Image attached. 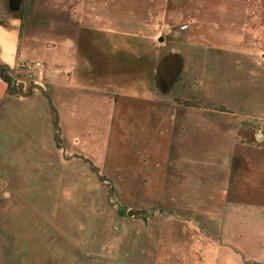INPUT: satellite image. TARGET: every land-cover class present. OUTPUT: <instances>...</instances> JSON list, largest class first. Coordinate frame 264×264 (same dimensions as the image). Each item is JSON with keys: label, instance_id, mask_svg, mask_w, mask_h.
<instances>
[{"label": "rangeland", "instance_id": "rangeland-1", "mask_svg": "<svg viewBox=\"0 0 264 264\" xmlns=\"http://www.w3.org/2000/svg\"><path fill=\"white\" fill-rule=\"evenodd\" d=\"M145 1L130 0L132 9L142 13ZM116 2L121 9L128 0ZM166 2L160 22L138 19L120 27L126 7L110 18L112 29L84 26L77 45L56 24L36 29L28 23L24 29L20 65L41 60L64 85L65 75L76 78L63 110L35 89L37 94L19 100L16 84L25 82V92L33 82L21 68L11 75L14 87L0 114V264H253L251 258L264 253V200L234 202L219 191L225 175L242 167L249 179L258 175L264 184V65L254 53L226 44L235 31L229 20L219 26L224 15L235 13L226 0ZM33 5L25 1L22 19ZM65 6L70 5L55 9L57 24L73 17ZM174 15H191V26L198 23L188 50L191 68L175 82L181 60L172 69L164 62L155 83L156 59L177 51L187 55L182 45L160 47L167 35L162 28L176 23ZM256 27L245 25V43L250 30L256 39L247 44H262L264 27L260 21ZM155 30L158 35H152ZM46 74L43 65L42 88ZM160 86L169 92L162 94ZM100 92L114 102L110 109L98 101ZM124 107L163 113L151 121L153 127L148 116L141 128L134 122L110 125L102 115ZM145 128L150 143L136 148ZM246 128L256 130L245 133ZM219 130L234 132L241 156L221 143ZM107 140L114 146L104 147ZM145 174L164 177L162 195L140 194ZM209 181L217 192L205 190ZM258 192L263 197L264 189Z\"/></svg>", "mask_w": 264, "mask_h": 264}, {"label": "crops", "instance_id": "crops-1", "mask_svg": "<svg viewBox=\"0 0 264 264\" xmlns=\"http://www.w3.org/2000/svg\"><path fill=\"white\" fill-rule=\"evenodd\" d=\"M18 1H20V4L18 3ZM53 1L54 0L52 1L51 0H33L34 5H33L31 14H29L24 19H22L21 12L23 10V5H24L23 0H0V64L8 68L9 75H13L19 72V68L21 66L20 65L21 53L23 50L22 43L24 40L22 33L24 29L26 28V26L28 27V23L29 25L31 24L36 29H45V28H48L49 25L55 26V24H56L55 27L57 29L61 28L62 26L61 29L64 30L62 32L75 36L74 41L77 45L79 35H82V36L85 35L83 31V29L85 28L84 26L91 27V29L98 30V31L100 30L105 31V30L112 29V27H110V23H111L110 18L112 17L114 18V14L116 10L123 11L126 9V7H130V9H128L129 13L127 15L123 14L121 18L118 17V20L120 21L118 22V26L125 28L127 24L131 25L133 20L137 21L138 19H145V22H142L144 24H148L149 22H154V21L160 22V19H161L160 17H162V15L165 13L164 4L167 3L166 2L167 0L165 1L164 0L145 1L146 6L144 7V11L140 13L139 10L132 9L130 0H128V2L125 3V6L123 8L121 7V9L120 7L116 8V4H117L116 0H55L54 2L58 3L57 4L58 6L60 4L70 5L69 8H67L68 6L67 7L65 6L64 8L65 9L67 8V10L72 13L70 14L73 15V17H71L70 20L68 18H63L60 20L59 24H57V22L54 20L57 17L58 10H55V9H57L58 6L55 7V9L51 8V3ZM205 1H208V0H205ZM212 1H215V0H212ZM12 2L17 3V4H14L15 6L19 4V10L13 11L10 8V4ZM158 3H160L159 6H157ZM226 3L229 4L232 7V10L235 12V13L232 12L234 17L229 16V14H232L231 12H229L228 15H224L226 17V21L219 25L220 28H223L226 22L229 20V26L232 28H235L234 32H231L230 34H228V37L226 36L227 38L226 44H229L230 46L229 48L236 50V51H241V52L246 51V52L254 53L257 56L256 61L259 63V65L260 64L264 65L263 63L264 62V41L262 42L263 45L259 44L255 46L256 43L252 45L247 44L249 40L253 38L256 39L255 36L251 34L249 28H248L249 33L246 32V34L248 35V38H247L248 42L245 43V38H243L245 25L247 27L252 25V27L255 29L256 25L258 27V23L260 21L261 27H264V0H226ZM142 4L144 5V1L142 2ZM155 7H157V9H155ZM210 10L211 8L209 9V11ZM227 10L229 9L227 8ZM225 12L228 13V11H225ZM172 19L176 21V23H174L172 26L167 25V27L165 26L164 28H162V31H166L165 32L167 34L166 36H168L169 38L167 40L165 39L166 36L162 38L163 43L160 45V47L163 45H166L167 44L166 42H171L172 45L175 47L177 45H182V47L186 48L187 55L184 54L185 56H183L182 51H181L182 53L180 51H177L173 54L167 53L168 55H163L162 57L160 56L159 60L156 59L154 62V65H155L154 75L157 80L155 81V83L156 82L158 83V81L160 80L158 68L164 62H166L167 68L172 69V67L175 66V62H177L179 59L181 60V64L180 65L177 64L178 71H176L174 75L175 82L181 83L182 81L181 79L183 78V76L181 75L185 71L184 68H187V66L191 68V55H188V50L191 52V40H195L193 38V34L195 33V29L198 27V23L194 22L192 24L193 26H191V15L189 18H186V19L184 18V20L176 19L174 15ZM184 21H188V23H186L188 26H186L185 28H181L182 26L185 25ZM159 22H158V26H159ZM259 27H260V24H259ZM170 28L172 29L171 33H170ZM158 31L159 30L152 31V32H156V33H153L152 35H155V34L158 35L159 34ZM56 34L58 35L59 33H56ZM207 42H209V40H207ZM50 47L51 48L55 47L56 49V45L54 46V44H51ZM161 53H163V51H161ZM38 61H41V60H38ZM59 61H64V60L61 59ZM186 61H189L188 65ZM41 62L43 63L45 67V71L47 73L46 79L48 80V83L46 82L45 84L46 87L44 86L43 93H40V94L47 93L50 97L54 98V100L52 99L53 101L58 100L60 105L63 107V110L65 109V107L66 109L69 108L67 102H68L69 95H71V92L73 90V87H70V86L75 85L74 80L76 76H74V74L72 73L69 75H65L66 80L64 81L68 82V85H64L62 82L53 78V75L50 73L48 64L45 63L44 61H41ZM240 63L241 62H237V64H240ZM78 64L79 63H76V65L73 64L72 66H70V69L72 70L74 67L78 68ZM157 85L158 84H156V86ZM160 87H161L160 88L161 91L160 90L159 91L162 94L166 95L169 92L168 90L163 89L162 86ZM77 89L79 88H76L77 93L87 94L86 93L87 91H83V93L79 91V90H83V88L79 90ZM31 92L33 93H30L27 97L31 96L32 94H37V93H34L35 92L34 90ZM88 93H92V92H88ZM97 94L99 95L98 101H100L103 106L105 105L107 109L108 108L110 109V107L113 106L114 102H111V97L107 98L101 92ZM8 96L9 94L7 91V84L0 78V114L1 115L4 111L3 110L4 107H2L1 105L3 101L7 99ZM27 97H24V98H27ZM17 98H20L19 100L21 99L25 100L21 96H18ZM63 101H66V103H64ZM154 112H156L155 115H154ZM118 113L120 116L123 115L124 118H118L117 116ZM131 113H134L139 118L133 121L131 118L132 116ZM162 113H163V110H160L158 112L157 109H149L148 107H145V108L136 107L134 109L132 107H129L127 109L124 107L121 109L110 111L108 114L103 113L102 115L105 116L106 121L110 125L115 124L117 122L119 125L121 123L122 124L125 123L129 125L130 127L132 123L134 122V124L136 125L140 124V128H141L142 127L141 125L145 122L148 116L151 117L149 121L150 122L149 126L153 127V124H151L152 123L151 121L154 119L153 121L155 122L156 119H158L160 115H162ZM64 115L65 117L67 116L66 114L60 115L59 119H60L61 124L62 122H64L62 119ZM110 117H111V120H109ZM184 117L187 118V121L191 120V107H190V110H188L187 115L185 114ZM70 121L72 122L73 120L71 119ZM99 124H100V121L99 123H97V125ZM147 128H145V133L142 129L144 137L143 139L138 140L137 142L138 146H136V148L147 147L149 145L150 143L149 140L151 139L145 138L146 134H148L146 133ZM240 130L241 129H237V127L234 128V132L236 131L238 133L240 132ZM255 130L256 128L243 129L245 133L247 132L251 133ZM217 132H219L218 138L221 140V143L224 142V144L230 145L231 153L233 152L235 148L236 149L235 152L241 156L239 147L233 146L236 143V140H234L233 134H232L234 132H224V130H219ZM206 137L208 139L211 138V136L209 135H207ZM112 145L114 146V144ZM112 145L107 140V143L104 145V147H108ZM256 167L258 168V166ZM239 170L237 169L236 171L231 172V174L225 175V179L224 178L222 179L221 187L219 190L220 193H222L223 195H226L229 200H233L234 202L238 201L240 203H251V204L257 203V201H251L249 199L248 200L244 199V198H248L249 196H251L252 198H259L260 199L259 201L264 200V192H261V195L263 197L257 196V194L259 193L258 191L264 189V184L258 180L259 179L258 175H255L256 179L255 178L249 179L248 174H246L248 171L247 169L243 170V167H242ZM253 172L250 171V174ZM141 180L146 181L143 183V187L138 189L142 196L144 194H149V193L151 195H159V196L163 194V190L165 189L164 183H163L164 181L163 176L161 177V175H158L155 178L153 176H149L148 174H145ZM204 188L205 190H210L212 193H214L213 190L218 189V187L212 184V182L210 181H209V184L206 183L204 185ZM248 188L251 189V193L247 192ZM239 193H241L242 197L240 196ZM240 198H243L242 200L244 201H241ZM251 259L254 260V262H252L253 264H264V253H262L260 256H257Z\"/></svg>", "mask_w": 264, "mask_h": 264}, {"label": "built area", "instance_id": "built-area-1", "mask_svg": "<svg viewBox=\"0 0 264 264\" xmlns=\"http://www.w3.org/2000/svg\"><path fill=\"white\" fill-rule=\"evenodd\" d=\"M25 76L29 81L33 82L32 84H39V80L43 75V64L40 61H24L21 66ZM17 85V84H16Z\"/></svg>", "mask_w": 264, "mask_h": 264}, {"label": "water", "instance_id": "water-1", "mask_svg": "<svg viewBox=\"0 0 264 264\" xmlns=\"http://www.w3.org/2000/svg\"><path fill=\"white\" fill-rule=\"evenodd\" d=\"M18 3L20 4V1H18ZM14 4H17V3H14V2H12L11 4H10V8L13 10V11H16V10H19V4L18 5H14ZM16 87H17V89H18V92H19V95L21 96V97H27L30 93H31V90L32 89H35V90H38V91H40V92H43V88L41 87V86H39V85H37V84H32V85H30V87H28V89L24 92L23 90H24V84L23 83H17V85H16ZM259 136V135H258ZM129 214L131 215H133V211H130L129 212Z\"/></svg>", "mask_w": 264, "mask_h": 264}, {"label": "trees", "instance_id": "trees-1", "mask_svg": "<svg viewBox=\"0 0 264 264\" xmlns=\"http://www.w3.org/2000/svg\"><path fill=\"white\" fill-rule=\"evenodd\" d=\"M0 78L7 84L8 94L12 93L11 88L14 87V82L12 81L11 75H9L8 68L6 66L2 65V64H0ZM185 104L187 106H192L188 102H185Z\"/></svg>", "mask_w": 264, "mask_h": 264}, {"label": "flooded vegetation", "instance_id": "flooded-vegetation-1", "mask_svg": "<svg viewBox=\"0 0 264 264\" xmlns=\"http://www.w3.org/2000/svg\"><path fill=\"white\" fill-rule=\"evenodd\" d=\"M25 1H26V0H23V3H25ZM22 83L24 84V87H25V84H26V83H25V82H22ZM24 89H25V88H24ZM27 89H28V88H27ZM27 89H26V90H27ZM26 90H25V91H26ZM31 91H33V89H32ZM17 93L19 94L18 89H17ZM31 93H33V92H31ZM40 93H43V92H40Z\"/></svg>", "mask_w": 264, "mask_h": 264}]
</instances>
